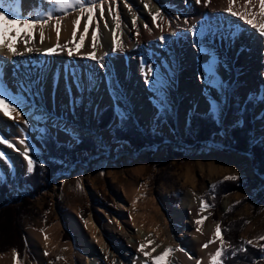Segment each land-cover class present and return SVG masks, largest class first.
<instances>
[{
  "label": "bare ground",
  "instance_id": "1",
  "mask_svg": "<svg viewBox=\"0 0 264 264\" xmlns=\"http://www.w3.org/2000/svg\"><path fill=\"white\" fill-rule=\"evenodd\" d=\"M147 2L148 0H127L139 17L137 26L141 34L136 38L135 29L131 27L132 14L124 7V0H118L123 35L117 32V36L123 40L125 50L123 53L110 55L105 61L110 69L107 76L105 70H101L96 61L81 59L79 56L70 58L66 52L54 56L33 52L21 57L0 53V82L9 92L22 95L26 104L30 106L26 108L28 125L14 122L6 117L0 118V135L14 145L8 147L0 144V150L9 158L8 162L0 158V182L10 179L15 173L28 174L26 161L22 156L24 145L20 140L26 138L27 143L32 145L36 151L31 155L35 158L38 139L46 127L50 128V132L60 142L71 146L77 143L76 136L88 134L98 141L111 144L110 131L102 134L97 128L101 111L109 106H116L124 114L133 115L140 124L152 127L154 118L160 110L154 104L157 99L156 94L150 85L145 84L140 69L141 56L159 54V63L153 62L152 65L159 69L163 98L165 96V102L169 108L172 107L170 110L182 135L186 123L190 121V111L206 113L210 110L207 101L214 99L218 104L217 116L223 129L215 141L222 143L228 135L231 121L227 114L231 103L229 90L240 80L248 82L249 85L240 90L242 96L250 97L251 92L255 91L259 98L264 97V87H256L259 85L260 77L264 83V75H262L264 74V38H261L257 30L244 20L225 11L226 0H212L207 6L211 7V12H207L208 9L203 3L196 4L195 0H153L157 7H161L166 19L171 20L170 28L166 23L164 24V35L167 39L163 43L159 40L161 33L151 24L149 15L150 12L155 13L156 8L149 4L145 9L144 3ZM190 5L193 9L191 12L188 11ZM52 7L54 6L48 3V0H19L16 6L17 13L25 18L29 15H42ZM233 7L235 11L243 13L244 0H236ZM214 9L218 10V13L213 11ZM4 10L7 11V6ZM249 10L258 13L259 4L250 7ZM74 11H69L61 19L59 25L61 45L69 41L79 43L80 35L84 32L85 22L80 21L75 38L72 36L73 21L76 19ZM205 13H209L208 16L211 14L210 18H217L219 21L200 20ZM106 18L110 26H114L110 17L106 16ZM185 19L188 20V24L184 23ZM255 22H260L259 15L255 17ZM145 23L152 28L151 32L144 29ZM192 24H196L198 29H205L207 33L203 30L202 36L194 37ZM6 27L8 31L5 39L10 38L18 50L23 51L25 47L23 41L27 38L26 34L30 33L27 25L22 26L19 20H16ZM36 27L37 31L32 35L33 39L29 46L46 49L56 45L55 20L43 28L45 34L43 43L39 40L40 27L39 25ZM100 27L104 47L97 50L98 56L103 51L109 50L108 44L111 41V32L103 29V21L100 22ZM92 31L93 29L89 27L82 52L91 51ZM230 32L235 33V36L231 39L224 38L223 43H220L219 39L221 40L222 36L227 37ZM196 40L199 43L194 46ZM212 41L219 43V50L216 49L217 44L213 45ZM74 43L69 46L74 47ZM200 47L208 51L201 53L198 51ZM212 61H215V76L222 87H207L201 79H198L206 75L205 66ZM239 66L244 69L242 77L237 73L236 67ZM71 69L77 70L82 81L86 82L90 74L95 80V87L91 90L86 89L82 93L73 85L72 98L79 101L74 107L71 106L70 98L65 92L66 82L72 83ZM219 88H223V92ZM113 92L118 95V100L113 97ZM261 114L262 111H257L256 117ZM239 120L241 118L237 121ZM162 132L168 135L169 127L165 126ZM135 166L137 170L145 169L144 162ZM206 166L211 175L223 174L229 170L225 166L218 165L214 160H207ZM186 177L192 178L189 174ZM242 195L243 192L238 197ZM134 200L135 204H133ZM115 201L117 207L114 221H110V217L106 214L108 220L101 227L94 220V216L84 220L88 221L85 225L79 211L73 209L66 214V222L57 221L45 232L28 231L25 237L37 261L32 263L28 258L25 260L18 258L19 264H48V261H53L54 264H112L113 260L116 264H133V262L144 264L149 258L137 251L141 243L146 245L145 251L151 252L152 248H156L155 252H151L152 256L160 254L167 247L183 248L184 252L176 251L171 255L172 264H195L196 259H200L201 264H210V253L215 252L219 240L209 245L207 249L201 246L213 238L216 224L202 225V233L196 232L195 220L206 215L207 209L198 214L200 199L194 195L193 190L187 191L178 207L170 208V213H166L155 198L146 196L137 189L126 188L116 195ZM225 204L227 206L229 201ZM102 212L105 213L104 210ZM173 223L181 224L184 228L174 230ZM64 230L71 232L72 238L68 242L63 239ZM93 234L96 239H93ZM45 235L48 237L47 241L44 239ZM97 240L100 243H97ZM156 245L160 246L156 247ZM102 248L104 251H101ZM45 251L49 253L48 256H44ZM105 255L108 256L107 260L104 259ZM189 255L193 259H189ZM56 257L63 259L56 260ZM0 264H16L12 252L1 256Z\"/></svg>",
  "mask_w": 264,
  "mask_h": 264
},
{
  "label": "rangeland",
  "instance_id": "2",
  "mask_svg": "<svg viewBox=\"0 0 264 264\" xmlns=\"http://www.w3.org/2000/svg\"><path fill=\"white\" fill-rule=\"evenodd\" d=\"M118 4L117 0L116 4L111 5L113 14L118 10ZM108 6L109 4L106 0L104 5L105 17L108 16ZM191 6L189 7V12H191ZM210 8L207 7V12L212 11ZM213 11L218 13L216 9ZM74 15H76V19L79 17L80 21L87 23V15H81L78 9L74 11ZM208 15L209 13H205L200 20H212L213 18H210L212 17L211 14L210 16ZM97 19H99V6L89 26L93 30L96 28ZM216 19H213V21H216ZM218 21L219 19L216 22ZM27 27L32 35L36 33L37 27L34 30L29 26ZM203 30L207 33L205 29ZM224 34L226 35L225 31ZM219 41L223 43L222 39H219ZM211 43L213 45L217 44L216 41ZM216 49L219 50V43ZM158 56L151 54L147 58L151 63H159L160 58ZM236 68L238 76L242 77L244 69L240 66ZM259 80V85L257 84L258 86L256 87L263 88L262 78L260 77ZM247 87H249L248 82L241 80L230 87L231 103L228 106L227 114L231 121L228 135L222 143L215 141V138L223 131L217 114L212 119L215 122V127L218 128V133L214 134L210 139L199 141L193 136L195 127L192 125V119L195 114L204 118L209 114V111L206 113L196 110L190 111V121L186 123L187 125L182 135L178 131L177 121L170 110L172 107L169 108L167 102L166 110H160V114L158 112V115L156 114L155 116L157 118L161 115V122L156 127L153 125L152 127H146L140 124L133 115L124 114L123 112V115H120L121 111L117 112L116 106L105 107L114 109V118H112L110 123L108 117L103 120L102 117L101 120L98 117L97 128L102 134L110 131L111 144L98 141L97 138L88 134L76 136L77 143L71 146L60 142L50 132V128L46 127L38 139V151L35 155L47 152L42 142L45 143L44 140L48 134L59 144L60 148L62 145V147L67 149H73L81 143V137L93 140L97 148L94 151L78 152L76 159L71 161L69 159L59 161L62 164L61 169L52 176L46 187L36 195H34L33 187L22 181L30 173L26 175L15 173L10 179L0 182V185L2 183H7L8 186L14 184L13 189L7 194L9 202L12 203L14 198L19 197L20 199H30L23 209H12L17 212L21 211L20 214H22L20 219L16 220V227L21 229V237L25 241L26 249L21 256L18 255V258L20 260L28 258L32 263H35L37 259L27 242L26 233L28 231L42 232L41 229L45 232L57 221L63 220L64 222L66 214L73 211V209L79 211L83 221L90 216H94V220L100 227L108 220L106 214L110 217V221H114L115 208L117 207L116 195L125 191L126 188L141 190L146 196L155 198L158 205L166 213H170V208L178 207L182 196L187 191L193 190V193L199 199L203 198L207 200V203L213 205L207 208V213L204 215V217H207L204 221V226L220 224L221 229L225 230L226 224L244 221V225H242V229L236 238L243 245L254 247L245 243L248 240H252L253 244L259 249V245H264V240L258 239L264 236V175H260L257 171L256 165L258 162L256 156L251 153L252 151H239L235 147V142L231 135V132L236 128L244 127L245 121L243 116H241V112L245 110L243 108L244 104L251 100L254 103L253 110L250 111L253 131L250 134V139H248L249 145L251 149H254L259 144L264 147V97L259 98L255 91L251 92L250 97L242 96L240 90ZM219 90L223 92V88H219ZM127 98L129 102L130 97L128 96ZM219 105L221 107V103ZM105 108L101 112H104ZM257 111H262L261 116L256 117ZM164 116H169L171 121L168 122L165 119L167 117ZM238 118H241V120L237 121ZM122 120L133 122L138 132L143 131L146 134L150 132L156 133L159 136V140L146 144L141 149H136L128 141L119 140L116 130L125 131L121 124ZM165 126L169 127L168 135L162 132ZM187 140L190 143H187ZM207 160H214L218 165L225 166L229 170L223 174L220 173L221 175H211L207 171ZM143 162L145 169L143 171L137 170L135 164ZM187 174L192 178L187 179ZM229 175L238 176V179L233 181L238 183L237 187L227 186L232 181L224 178ZM241 184H246V186H241ZM212 185H216V187L213 189ZM241 192H243L242 197H238ZM217 197L220 198L218 202ZM227 201H229V204L226 206L225 203ZM102 210L105 211L104 214ZM172 227L174 230L184 228L183 225L175 223L172 224ZM230 234L231 237H234L232 232ZM63 235L65 236L63 238L65 242L70 241L72 238L71 232L68 230H64ZM18 245L21 246V242L16 232L10 235L0 234V257L11 253L13 248L18 247ZM171 248L176 249L174 246H171ZM175 253L176 251L172 255ZM261 259L264 262V255L261 256ZM167 264H172L171 256L167 258Z\"/></svg>",
  "mask_w": 264,
  "mask_h": 264
},
{
  "label": "snow or ice",
  "instance_id": "3",
  "mask_svg": "<svg viewBox=\"0 0 264 264\" xmlns=\"http://www.w3.org/2000/svg\"><path fill=\"white\" fill-rule=\"evenodd\" d=\"M105 2L106 0H48V3L52 4L54 7L47 10L42 15H29L28 17H23L17 13V4L19 3V0H0V53H3L5 55L11 54L13 57H21L26 54H31L33 52L40 53L45 56H54L61 54L63 52H66L67 56L72 58L74 56H79L81 59H88L92 61H96L99 68L101 70H105V75L107 76L109 69V65L105 63V61L108 59L110 55H114L117 53H123L125 50L124 42L122 39L118 38L117 32H120V35H123L122 32V19L119 11L117 10L115 14H113V8L112 4H116L117 0H107L109 6L107 8L108 16L111 19L112 25L110 26L108 19L105 17ZM212 0H195L196 4H201L205 7L209 6L211 4ZM227 7L224 9L228 13H230L233 16H237L240 19L244 20L248 25H250L252 28L256 29L258 34L261 38H264V0H244V6L245 11L243 13L235 11L234 10V3H236V0H226ZM259 4V11L253 12L250 11V7H254L256 4ZM149 4L152 5V7L156 8L155 13H149L151 16V24L156 26L161 35L159 36V40L161 43H163L167 37L164 35L165 27L164 24L166 23L168 27H171V20L166 19L164 14L161 11V7H157L153 0H148L147 3H144V8L147 9L149 7ZM5 6H7V11H5ZM99 6V19L96 21V28L92 31V37H91V43L90 48L91 51H84L82 52L81 49L84 46L86 35L89 31V26L91 25L97 7ZM124 7L128 9L129 12L132 14V20H131V27L135 29V37L139 38L140 36V29L137 26V20L139 17L137 16L136 12L132 10V7L130 4L127 3V0H124ZM57 8H59V13H57ZM78 9L81 15L86 14L87 15V23L84 27L83 34L80 35L79 43H74V41H69L63 45L59 43V37H60V22L64 15H67L69 11ZM259 15L260 22H255V17ZM15 17V18H13ZM16 20H19V23L24 26L27 25L33 30L36 28L37 25L40 27L39 31V40L41 43L45 40V34L43 31V28L48 25L51 21L55 20V32L57 37V43L56 45L46 48V49H40L33 46H29L31 43L33 37L32 33H27V38L23 41L25 47L23 51L18 50V48L15 46L13 42H11L10 38L5 39L6 33L8 31L6 25L9 23H15ZM103 21V29L111 32V41L108 44V49L103 51L101 55H97V50L104 47L103 38H102V32L100 27V22ZM159 21V22H158ZM185 24H188V20L185 19ZM80 24V18L78 17L73 21V31L72 36L75 38L77 26ZM144 29L151 32L152 28L149 26L148 23H145L143 25ZM192 29V35L194 37L202 36L203 30L198 29L196 24L191 25ZM235 36V33L230 32L227 37H221V39L228 38L231 39ZM74 47H70L69 44H73ZM196 43H199L198 40L194 41V46ZM199 52L204 53L208 50L204 47H200L198 49ZM214 63L215 61L210 62L208 65L205 66V72L206 75L203 77H198V79H201L202 82L207 87L217 88L222 87V85L218 82L215 72H214ZM140 69L142 72V75L144 76V81L146 85H150L152 88V91L156 94L157 99L154 101L155 106L158 110L164 111L166 110V102L163 98V93L161 92V84L162 81L159 78V69L154 68L152 63L149 62V59L145 56L140 57ZM66 72L68 69L65 70ZM264 75V74H262ZM71 77H72V83L68 84L66 82L65 86V92L70 98V104L72 107H74L79 101L72 98V87L73 85L79 92H83L86 89L91 90L95 87V80L93 75H88L87 80L82 81L80 75H78L76 69H71ZM21 90H23V85H21ZM38 91V89H37ZM113 97L117 100L119 99L118 95L113 92ZM210 105L209 115L212 117H215L218 112V104L216 100L209 99L207 101ZM30 107L26 104L25 99L22 95H16L12 92H9L6 86L0 82V118H8L13 120L14 122L20 123L22 122L24 125H28L29 120L26 118L28 116V112H26V108ZM117 112H120L119 108H117ZM14 114V115H13ZM120 115H123L121 112ZM39 119V117H37ZM20 143L24 145V149L22 152V156L24 161H26V171L28 173H32L34 171V168L37 164V160L34 159L31 155V153H34L36 150L32 147L31 144L27 143L26 138L21 139ZM0 144H5L8 147H14L13 143H11L8 139L0 135ZM18 151V149H17ZM0 158H3L5 162H8L9 158L7 157L6 153L0 150ZM41 167L43 165H40ZM225 180L229 181H236L238 179L237 175H229L224 178ZM79 187V185H78ZM213 189L216 187V185L211 186ZM195 195V194H194ZM135 200L133 201V204H135ZM239 203V202H237ZM213 205L207 203V201L203 198H200V208L199 213H202L205 209L212 207ZM231 210V209H229ZM207 219V217L201 216V218L195 220L196 232L202 233V225L204 224V221ZM85 225H87L88 221H84ZM95 227V225H93ZM43 232L44 230L41 229ZM45 241H47L48 237L45 235L44 237ZM93 239H96L95 234H93ZM259 240H264V236H261L258 238ZM219 240V246L216 248L214 253H210V264H224V257L228 255L229 253L232 256L236 255L237 250H234L228 242L225 241L223 235H222V229L220 224H216L213 238L209 239L206 243H204L201 247L203 249H207L209 245L216 243V241ZM97 243H100L99 240L96 241ZM151 243V241L149 242ZM248 245H253L256 247V245L253 244L252 240H248L245 242ZM227 245V246H226ZM160 245H156V247H159ZM146 245L140 244L137 248V251L142 253L144 257H147L149 259H146L144 261V264H167V258L172 255L174 251H181L184 252L185 250L183 248L177 247L176 249H173L171 247L165 248L159 255L152 256L151 252H155L156 248H152L151 252L145 251ZM240 251H246V249H239ZM259 250L261 252H264V245H259ZM101 251H104L102 248ZM12 255L14 260L16 261V264H19L18 259V253L15 249L12 250ZM49 253L47 251L44 252V256H48ZM189 259H193L192 256H188ZM63 257H56V260H61ZM104 259L107 260L108 256L105 255ZM48 264H54L53 261H48ZM112 264H116L115 260L112 261ZM135 264V262H133ZM195 264H201L200 259H196Z\"/></svg>",
  "mask_w": 264,
  "mask_h": 264
},
{
  "label": "trees",
  "instance_id": "4",
  "mask_svg": "<svg viewBox=\"0 0 264 264\" xmlns=\"http://www.w3.org/2000/svg\"><path fill=\"white\" fill-rule=\"evenodd\" d=\"M253 101L248 100L243 108L244 112H241V116L244 118V127L236 128L231 132L233 137V141L235 142V147L241 152L252 151L257 158L256 169L260 175H264V147L262 144L255 146L254 149L250 148L249 140L250 134L253 131V123L251 119L250 111L253 110ZM115 111L113 108H107L104 112H101L99 115V120H102L106 117L109 118L111 123L112 118H114ZM103 115V116H102ZM161 116V115H160ZM160 116L154 119V126H158L161 122ZM167 117V121H171L169 116ZM163 121V120H162ZM123 128L125 131L116 130L117 138L119 140L128 141L134 146L136 149H141L145 147L146 144H151L159 140V136L156 133H145L138 132L136 125L130 120H122L121 121ZM109 123V124H110ZM212 116L209 114L204 118L194 115L192 119V125L195 127V132L193 136L199 141H205L210 139L214 134L218 133V128L215 127ZM191 128V127H190ZM117 129V128H116ZM192 131V128L190 129ZM221 131V130H220ZM47 137V138H46ZM45 138V143L42 142L44 148H46V153H39L35 155L37 160V164L34 168V171L30 173L26 178H23L26 184H29L34 189V195L39 193L42 189H44L48 183V181L52 178V176L61 169L62 164L59 163L61 160L76 159V154L78 152H88L94 151L97 147H95V142L86 137H81V143L74 147L73 149H67L65 147H59V144L52 138L51 135H47ZM187 143H190L187 140ZM251 149V150H250ZM40 165H43L42 167ZM19 179V178H18ZM20 180V179H19ZM12 183V182H10ZM233 186L234 188L238 186V183L231 182L227 184V186ZM241 186H246V184H241ZM14 184L7 185V183H2L0 185V234L10 235L13 232H16L19 240L21 242V246L14 247L18 252V255L21 256L23 251L26 249L25 241L23 240L21 229L16 227V220H19L21 215V211H16L24 208V205L30 200L29 198H14L13 202H9L7 198V194L13 189ZM232 187V189H233ZM221 190V189H220ZM220 198L217 197V202ZM207 201V200H206ZM16 209V210H12ZM244 221H235L225 225V230H222V235L226 242H229L231 247L234 250H237L236 255L232 256L230 253L224 257V264H262L261 256L264 255V252H261L257 247L245 246L243 245L236 236L240 233L242 229V225ZM233 233L234 237H231L230 233ZM22 238V240H21ZM246 249V251H240L239 249ZM264 264V262H263Z\"/></svg>",
  "mask_w": 264,
  "mask_h": 264
}]
</instances>
